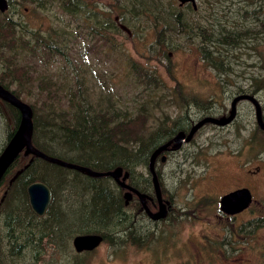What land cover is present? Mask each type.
<instances>
[{
	"label": "rangeland",
	"instance_id": "obj_1",
	"mask_svg": "<svg viewBox=\"0 0 264 264\" xmlns=\"http://www.w3.org/2000/svg\"><path fill=\"white\" fill-rule=\"evenodd\" d=\"M7 1L10 10L0 11V85L31 107L33 149L81 167L67 157L92 162L87 168L99 173L121 169V181L142 198L155 194L150 162L123 170L116 166L122 153L135 156L160 130L152 155L195 120L230 111L236 91L257 90L264 110V0ZM176 16L184 19L182 29L171 27ZM157 26L174 31L162 40ZM80 94L87 110L78 104ZM238 111L235 124H208L167 154L166 163L157 159L172 211L156 224L139 195L130 200L114 177L96 183L86 172L25 150L0 184V264H264L261 235L231 251L223 246L224 232L212 226L210 195L220 198L249 183L239 180L231 156L219 154L235 152L244 137L253 148L239 166L250 161L255 168L259 161L249 156L256 152L253 141L263 137L255 108L242 102ZM85 112L109 128L111 147L102 148L85 123L76 134L65 131ZM20 121L21 111L0 100V154ZM35 182L52 191L44 218L29 204L27 189ZM84 233L106 240L77 255L72 239Z\"/></svg>",
	"mask_w": 264,
	"mask_h": 264
},
{
	"label": "flooded vegetation",
	"instance_id": "obj_2",
	"mask_svg": "<svg viewBox=\"0 0 264 264\" xmlns=\"http://www.w3.org/2000/svg\"><path fill=\"white\" fill-rule=\"evenodd\" d=\"M9 10H10V8L7 11H9ZM6 12H3V14H5ZM256 94H257V90L256 91L255 90H241V91L234 92L231 95V99H230L231 100L230 111L224 112V114H222V115L211 114V115L205 116L204 118H200L199 120H195V122L189 124L188 128L179 132L175 136V137H177L181 133H184L185 135L190 134L191 130L201 120H203L205 118L220 119L223 117H229L231 114V111H232V104H233L234 100L239 98V97L252 95L251 97H254L255 100L258 102V103H255L249 99L240 100L237 103V106H236L237 112H236V116L233 119V121L230 122L229 124L225 125V126L218 125L219 127L225 128V127H229L230 125L235 124L237 122V118L239 116V111H238L239 104H241L242 102L243 103L249 102L255 108L256 125L258 126V131L263 136V137H260L261 142H258L257 140L253 141V143H256V152L254 154L249 155L250 157L255 155L254 156L255 160H259L257 162L255 168L252 167V162H250V161L243 166H239L240 159L243 155H245L246 150L247 149L251 150L253 148L252 146H248L247 140H245L244 137L241 138L242 141L239 142V145L236 148L235 152H231V153H227V154H219V155L224 156V157L226 155L231 156L234 159V161H232L231 163H233L234 166L236 165L238 170H239L238 171L239 180H240V178H242V176H244L247 179V181L249 182L248 185H236L235 187L230 188L220 198H218L214 194L210 195V198H209L210 199V210L213 209V213H214V219H213L214 222H213L212 226L215 229H220L224 232L223 246L226 247V249H229L231 251H237L238 248L243 247L244 241L253 240V236H255V234L258 235L259 238H260V235L262 236V238L260 239L261 244H263V242H264V238H263L264 237V130L259 126V122H258V114L259 113L262 115L263 120H264V110H263V107H262L260 101L257 99ZM0 100L3 101L4 103L6 102L1 97H0ZM207 125L208 124H205L204 126H202V128L198 129L190 141H183L178 148L173 147V145H175V143H173V140L175 137L173 135L170 137H167V140H165L162 144H160L155 149V151H156L163 146H167V149L162 151L158 155L157 159L160 158L161 162L166 163L167 162L166 161L167 160V154L169 155V153H171V152L180 150L185 143H191L193 141V139L196 137V135L201 130H203V128H205ZM241 131H243V130H241ZM6 146H7V144L4 146V148H6ZM155 151H154V153H155ZM154 153H152V155ZM152 155L150 154L148 161H146V163H145V165H147L150 162V168H152L151 167ZM157 159H156L155 165L157 163ZM67 162H71V161H67ZM74 163H77V162H74ZM77 164H79V163H77ZM83 166H85V165H83ZM85 167H88V166H85ZM91 169L96 170L94 168H91ZM151 174H152L151 177L153 176L152 178L154 179V181H153L154 192H155L154 196H150L148 193H144V196H143L144 198H142V196H140L142 191L133 187V186L130 187L131 190L126 189V188H124L123 190L126 191L127 196H128V194H130L129 195L130 200H132V199L137 200L138 199L137 194L139 195V197H140L139 199H140L141 204H142L141 208L143 209V212L146 214V218L149 219L150 221H152L154 224H156L158 222L163 221L164 219H167L168 216L170 215V212L172 211V208L169 207L168 203L166 204L164 201V200L167 201V199L165 197L162 186L160 184V181H161L160 174L155 173V172H153ZM88 176H90V175H88ZM90 177L93 179H101V180L105 179L106 180V177H110V176H105L103 178H97V177H92V176H90ZM234 180H235V182L239 181L237 178V175L234 177ZM115 181L118 182L117 179H115ZM0 187H1V185H0ZM243 189H248L251 192L252 198H253L252 203L245 210L232 214L230 212L233 210H236L239 205L237 203H234V202L233 203L229 202L230 204L228 203L227 211L226 212L223 211L222 199L229 194H232L234 192H237V191H240ZM142 199L144 200L145 205L149 209L151 215L159 214L161 212V205L163 204L164 209L166 211L165 216L160 218V219L158 218L159 220L157 218L154 219L147 212L145 206L143 205ZM51 201H52V196H51ZM168 202H170V201L168 200ZM50 205H51V202H50ZM50 205H49V207H50ZM49 207H48V209H49ZM48 209L44 215H38L34 211L33 212L38 218H44V216L47 215ZM135 228H136L135 223H133V227H131V229L135 230ZM95 234L96 233H84V234L76 235L72 239L74 253L77 255H80V254L82 255L85 253H91V252H88L87 250L78 251L77 246L75 245V241L78 237L85 236V235H95ZM72 235H73V233L70 234L68 238L70 239V237ZM102 237H103L102 243H104L106 238H105V236H102ZM209 248L212 250V252L215 251V247H213V245H209ZM262 248L264 249V245L262 246ZM42 255L43 254H40V261H41Z\"/></svg>",
	"mask_w": 264,
	"mask_h": 264
},
{
	"label": "water",
	"instance_id": "obj_3",
	"mask_svg": "<svg viewBox=\"0 0 264 264\" xmlns=\"http://www.w3.org/2000/svg\"><path fill=\"white\" fill-rule=\"evenodd\" d=\"M181 4H185L188 2L195 3V0H179ZM195 8L196 5H195ZM9 9V3L7 0H0V11L6 12ZM0 97L5 100L7 103H11L13 106L18 108L21 111V121L20 125L18 126L16 133L13 135V137L9 140L6 148L2 151L0 154V184L4 178V176L7 174V172L10 170V168L14 165L16 160L19 158L22 152L26 150L28 154H32L36 157H39L43 160H45L48 163H52L54 165L68 168V169H74L78 171L86 172L88 175L92 177H105L110 176L114 177L118 180V183L121 184L124 188L131 190L129 186H127L125 183L121 181V177L123 175L121 169H116L112 172H104L99 173L95 172L87 167L79 166L74 163H70L67 161H64L60 158L56 157H50L44 153H42L39 150H34L32 143H33V131H34V121H33V111L31 107L23 102L21 99L17 98L15 95L10 93L8 90H6L3 86L0 85ZM242 99H249L252 102L258 103L254 97L251 96H242L234 100L232 104V111L229 117H223L220 119L217 118H205L201 120L190 132V134L185 135L184 133L179 134L177 137L174 138L173 143H175V148H178L183 141H190L193 136L195 135V132L202 128L205 124H214V125H220L225 126L233 121V119L236 116L237 112V103ZM258 122L259 126L264 130V120L262 115L258 114ZM167 149V146H163L155 151V153L152 155L151 158V167L154 168L156 159L158 155ZM157 180V179H156ZM157 182V181H156ZM27 194L29 198V204L32 210L37 213L38 215H44L47 211L50 202H51V196L52 192L50 188L45 185L42 182H35L31 184L27 189ZM130 194H128L129 197ZM253 201L252 194L248 189H243L237 192H234L232 194H229L225 196L222 199V209L223 211H227L228 203H237L239 206L236 210L231 211L230 213L234 214L239 211L245 210ZM143 205L145 206L147 212L151 215L149 209L146 207L144 200L142 199ZM229 203V204H230ZM166 214V211L164 209L163 204L161 205V212L157 215H151L154 219H160L164 217ZM103 242V237L98 235H85L78 237L75 241V245L77 246L78 251L87 250V251H93L97 249ZM82 244V245H81ZM82 246V247H81Z\"/></svg>",
	"mask_w": 264,
	"mask_h": 264
},
{
	"label": "trees",
	"instance_id": "obj_4",
	"mask_svg": "<svg viewBox=\"0 0 264 264\" xmlns=\"http://www.w3.org/2000/svg\"><path fill=\"white\" fill-rule=\"evenodd\" d=\"M73 1H75V0L70 1L69 5L72 4ZM174 21L175 22H170V23H172L171 27H177L179 25L180 28L182 29L185 26L184 25V19L182 18V16L181 17H177L176 16ZM156 28H158V29L155 30V37L156 38L159 37L162 40H163V37H164L165 34H168V33L174 31L173 28L163 27V28L159 29L158 26ZM146 41H148V39H146L145 41L141 42V44L145 45ZM166 41H169V39L166 38ZM147 67H149V66H143V68H145V69ZM74 97H75V95H74ZM79 98L80 99H79V103L78 104L81 105L80 103L82 102L83 105L81 107H83L85 110H87L88 107H85L87 98L85 96H82V94L79 95ZM114 116H115V118L119 117L117 114L114 115ZM77 117H78V114H75V119H77ZM97 121L98 120H96L94 117L89 116L87 114V112H85V113H83V118L74 123V125H76V128L72 127L70 129H67V128L64 127V129H65L66 132L75 133L76 134V132H79V131H81L84 128V123H85L86 126L89 128V129H87V131L88 132H90V131L93 132L92 133L93 135H91V137L96 142L100 143L102 148L107 149V148L111 147V145H112V143H109L107 141V139L110 137V134L107 133V132H109V128L106 127L103 124L102 119L100 121H98V122ZM67 126H69V125H67ZM103 131H104V133H103ZM159 134H160V136L162 134L160 130H157L156 132H154V136H150L149 137L148 143L144 147L138 148V150L135 153H133V154H135V156H128L125 153H122L124 155V157H125V160H122L120 162H116V164L120 163L119 165H116V166H118V168L122 167L124 170H127L131 166L136 165L137 163H139L140 161H144V160L148 161V158H149V156H150V154L152 152V149L155 148L156 145L159 143V141H158L159 139L155 138V136L158 137ZM99 136H100V140L98 138ZM94 137H97V138H94ZM67 138L68 137H64V139H67ZM160 144H162V143H160ZM56 154H57V156H60V153H56ZM60 158H62V157H60ZM67 158L73 159L75 161L83 162L86 166H89V167L92 164V162H89V161H81V160L74 159V158H71V157H67ZM51 167H53V166H51ZM55 168L62 170V168L57 167V166ZM104 168H105V170H107V168H109V166L104 167ZM148 169H149V167H148ZM99 182H101V179L96 181V183H99ZM111 215H113V217H115L114 216V212H111V214L107 218L109 219ZM110 221H112V220H109V222ZM101 226H103V225H101Z\"/></svg>",
	"mask_w": 264,
	"mask_h": 264
},
{
	"label": "bare ground",
	"instance_id": "obj_5",
	"mask_svg": "<svg viewBox=\"0 0 264 264\" xmlns=\"http://www.w3.org/2000/svg\"><path fill=\"white\" fill-rule=\"evenodd\" d=\"M179 4H181V3L179 2ZM185 4H186V3H185ZM181 5H182V4H181ZM149 171H150L151 173H153V172L158 173L156 165H154V168H153V169L150 168V166H149Z\"/></svg>",
	"mask_w": 264,
	"mask_h": 264
}]
</instances>
